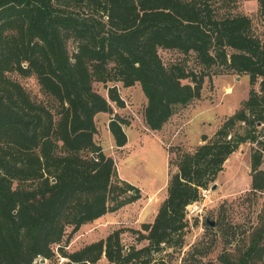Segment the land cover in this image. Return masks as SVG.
I'll return each instance as SVG.
<instances>
[{
	"label": "trees",
	"instance_id": "obj_1",
	"mask_svg": "<svg viewBox=\"0 0 264 264\" xmlns=\"http://www.w3.org/2000/svg\"><path fill=\"white\" fill-rule=\"evenodd\" d=\"M242 1L0 0V264L55 257L62 264H96L102 257L106 264H151L161 246L181 247L186 206L240 144H259L251 129L264 122V0H254L251 16L238 12ZM159 51L181 58L164 62ZM190 58L198 70L188 66ZM210 69L246 76L247 98L192 151L168 150L173 172L152 221L65 252L82 225L135 199L108 205L114 164L93 140L94 117L110 116L107 131L117 149L126 144L125 123L110 106L122 107L116 88L106 87L104 98L92 85L137 84L146 101L143 122L153 132L199 97ZM13 75L33 78L40 98ZM237 124L242 135L231 133ZM259 147L250 153L252 191L264 189ZM126 231L146 245L123 247ZM263 259L264 222L234 253L218 256L219 264Z\"/></svg>",
	"mask_w": 264,
	"mask_h": 264
},
{
	"label": "rangeland",
	"instance_id": "obj_2",
	"mask_svg": "<svg viewBox=\"0 0 264 264\" xmlns=\"http://www.w3.org/2000/svg\"><path fill=\"white\" fill-rule=\"evenodd\" d=\"M254 11V0L240 2L239 13L251 16ZM159 56L164 62L181 58L172 51H159ZM188 66L198 70L191 58ZM205 72L199 97L176 108L161 129L153 132L144 125L142 111L146 101L137 84L129 88H123L119 83L92 85L93 90L104 98L106 87L116 88L122 107L117 108L112 103L110 106L112 113L125 123L122 130L127 138L124 147L115 148L107 131L110 116L98 114L94 117L93 140L114 164L112 200L108 205L111 206L114 200L135 199L113 212H107L103 223L93 222L81 227L70 236L63 249L65 252H73L90 241L103 239L117 229L140 230L141 223L152 221L153 212L165 197L168 176L173 172V168H167L168 150L192 151L203 143L201 136L211 138L247 98L246 76L213 75V69ZM12 78L32 97L40 98L33 78L16 75ZM251 130L259 144L244 142L227 157L214 180L206 190L200 191L198 200L186 206L187 225L182 231L181 247L161 246L160 251L152 255L151 264H219L218 256L222 252L234 253L244 245L253 228L264 222V189H250L249 167L251 151L259 149L260 143L264 146V122L256 123ZM233 132L242 135L243 126L237 124ZM258 170H264V153ZM124 184L131 186L132 190L125 189ZM213 184L215 188L210 190ZM205 219L212 222L213 227H208ZM134 238V234L123 232L120 235L122 246L138 249L146 245L145 241L135 242ZM63 261L55 257L44 260L42 264H62Z\"/></svg>",
	"mask_w": 264,
	"mask_h": 264
},
{
	"label": "crops",
	"instance_id": "obj_3",
	"mask_svg": "<svg viewBox=\"0 0 264 264\" xmlns=\"http://www.w3.org/2000/svg\"><path fill=\"white\" fill-rule=\"evenodd\" d=\"M100 114H104V113H100ZM97 115H98V114H97ZM109 136H110V134H109ZM110 139L112 140L111 136H110ZM112 142H113V141H112ZM126 142H127V138H126ZM124 146H125V145H124ZM124 146H123V147H124ZM153 213H155V212H153ZM105 215H106V213H105L104 215H102L101 217H99L98 219L94 220L93 222H94V223H95V222H96V223H99V222H100V223H103V222L105 221V218H104ZM153 215H154V214H153ZM93 222H92V223H93ZM83 226H85V225H82L81 227H83ZM81 227H80V228H81ZM80 228H79V229H80ZM79 229H78V230H79ZM95 241H97V240L90 241L89 243H92V242H95ZM89 243H86V244H89ZM86 244H85V245H86ZM96 264H106V262H105L104 258L102 257L100 260H98V261L96 262Z\"/></svg>",
	"mask_w": 264,
	"mask_h": 264
},
{
	"label": "water",
	"instance_id": "obj_4",
	"mask_svg": "<svg viewBox=\"0 0 264 264\" xmlns=\"http://www.w3.org/2000/svg\"><path fill=\"white\" fill-rule=\"evenodd\" d=\"M236 79H238V78H236ZM53 181V180H52ZM215 188V185L213 184L211 187H210V190H213ZM205 224L208 226V227H213V223L212 222H210V221H208L207 219H205ZM39 264H42V263H44V260L43 259H40L39 261Z\"/></svg>",
	"mask_w": 264,
	"mask_h": 264
}]
</instances>
